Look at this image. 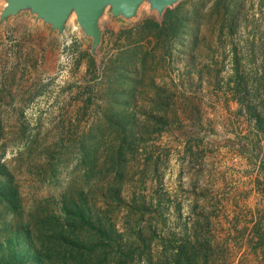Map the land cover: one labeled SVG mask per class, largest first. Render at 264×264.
I'll return each mask as SVG.
<instances>
[{"label":"rangeland","instance_id":"rangeland-1","mask_svg":"<svg viewBox=\"0 0 264 264\" xmlns=\"http://www.w3.org/2000/svg\"><path fill=\"white\" fill-rule=\"evenodd\" d=\"M51 27L0 21L6 252L84 199L116 227L105 264H264V0L107 8L96 54L75 13Z\"/></svg>","mask_w":264,"mask_h":264},{"label":"trees","instance_id":"trees-1","mask_svg":"<svg viewBox=\"0 0 264 264\" xmlns=\"http://www.w3.org/2000/svg\"><path fill=\"white\" fill-rule=\"evenodd\" d=\"M153 23L160 26L158 20H153ZM256 97L264 109L261 96L257 94ZM253 110V113H256L253 115L258 119V110L256 108ZM0 191L3 200L7 199L11 205L14 204L6 185H0ZM41 205L39 204L30 215L33 218L35 216L36 221L41 223L40 234L34 236L32 234L33 237L30 235L29 248L23 251L14 247L6 252L5 241L0 240L2 264H26L29 260L38 264H105L108 262L110 252L107 246L111 244L109 242L112 241L111 235L116 232L111 219L100 216L98 210L91 208L84 199L71 204L63 203L60 214L50 213L45 206ZM32 239L37 245L32 244Z\"/></svg>","mask_w":264,"mask_h":264},{"label":"water","instance_id":"water-1","mask_svg":"<svg viewBox=\"0 0 264 264\" xmlns=\"http://www.w3.org/2000/svg\"><path fill=\"white\" fill-rule=\"evenodd\" d=\"M0 21L4 22L23 10H30L38 19L50 24L51 30L64 32L66 24L73 13L86 35L92 37V53L96 54L102 41L100 19L107 8L115 17L131 19L137 15L138 9L145 1L152 10L162 16L165 9L180 0H5Z\"/></svg>","mask_w":264,"mask_h":264}]
</instances>
